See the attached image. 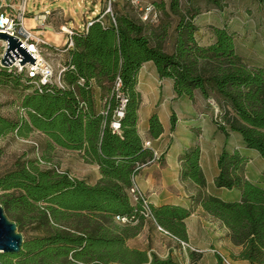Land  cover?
Masks as SVG:
<instances>
[{"label": "trees", "instance_id": "16d2710c", "mask_svg": "<svg viewBox=\"0 0 264 264\" xmlns=\"http://www.w3.org/2000/svg\"><path fill=\"white\" fill-rule=\"evenodd\" d=\"M204 1L221 10L229 0ZM249 1L264 5V0ZM197 2L150 4L158 13L154 24L142 22L140 13L137 18L116 10L114 24L95 22L87 31L78 32L66 56L64 82L69 88L65 90L47 87L42 94L30 95L21 76L0 69V88L22 89L19 104L25 112L18 121L0 115V139L10 134L28 139L35 131L46 138L43 159L16 161L11 170L0 175V206L9 220L18 232L25 225L40 232L35 238L24 237L19 255L0 254L2 264H178L172 258L161 259L126 246L137 231L130 224L146 220L141 215L142 204H132L129 191L138 168L154 160L137 127V79L146 63H153L160 80L173 82L177 97L193 99L198 91L206 100L213 99L221 112L213 118L215 126L224 134L240 135L246 147L264 161V65L245 62L227 26L212 27V41L201 45ZM171 29L175 41L169 52L166 44ZM118 79L127 100L119 133L110 127L117 107L113 90ZM97 99L103 105L99 112ZM175 123L173 116L171 128ZM148 129L151 139L163 134L158 115L151 116ZM58 149L77 152L87 163H97L102 179L91 186L68 171H60L52 164ZM199 154L195 148L182 155L181 173L183 179L205 187ZM45 162L52 164L49 169L42 167ZM247 163L237 152L219 155L214 184L226 190L239 189L241 201L207 197L203 208L224 223L233 245L242 249L234 259L264 264V188L246 179ZM150 210L162 231L187 241L186 209L150 205ZM117 217L133 222L123 227Z\"/></svg>", "mask_w": 264, "mask_h": 264}, {"label": "crops", "instance_id": "0c3cea01", "mask_svg": "<svg viewBox=\"0 0 264 264\" xmlns=\"http://www.w3.org/2000/svg\"><path fill=\"white\" fill-rule=\"evenodd\" d=\"M224 10L223 5L221 10L214 11L222 13ZM223 26H227L236 37L237 52L246 63L251 66L264 65V61L257 63L247 60L240 52L239 37L230 23L224 22L222 26H208L205 29L206 34H209L210 38L212 27L223 28ZM201 31L200 28L197 39ZM211 41L209 40L207 45ZM137 85L140 100L137 127L144 147L157 155L158 160L140 169L135 182L151 207L159 208L169 205L180 207L186 209L189 216L184 220L187 232L186 242L180 241L172 234L160 231L156 222L146 219L140 224H130V227L136 228L137 231L136 235L127 239L126 246L134 250L147 251L149 254L153 253L161 259L172 258L178 264H221L215 251L231 257L236 264H250L246 260L234 259L242 249L233 245L231 231L222 221L204 210L202 201L207 197H216L227 202L223 198V195L227 193H235V201H241L242 193L239 189L226 190L214 184L219 174L218 159L221 153L237 152L246 157L248 159L245 166L246 179L264 188L263 159L257 152L251 153L240 135L233 132L224 134L215 126L214 109L219 106L213 99L206 100L198 91L195 92L193 99L185 96L177 97L173 82L169 79L160 80L152 62L141 67ZM97 101L99 112L103 105L98 99ZM211 101L214 102V106ZM154 114L158 115L164 129L163 134L157 139L150 138L148 129L149 120ZM173 116L176 118V123L171 128ZM195 148H199L200 151V168L205 176V187L197 186L191 180L182 178L181 157L189 149ZM65 151L80 158L85 167L84 172L77 176H74V169H69L70 176L84 180L91 186L102 179L97 163H87L79 153ZM118 224L123 227L126 225Z\"/></svg>", "mask_w": 264, "mask_h": 264}, {"label": "rangeland", "instance_id": "374dc122", "mask_svg": "<svg viewBox=\"0 0 264 264\" xmlns=\"http://www.w3.org/2000/svg\"><path fill=\"white\" fill-rule=\"evenodd\" d=\"M162 1L140 0L142 6H148V4L160 3ZM108 6L109 0H30L28 11L29 13L35 14L44 13L45 11L60 13L59 17H56L55 21H53L52 26L49 27L51 29L46 30L43 36V39L47 43L60 48L67 44L66 37L55 34L54 30L58 31L60 24L66 23L70 28H79L89 18L92 10H96L99 15H103ZM196 7L199 9L197 24L202 30L199 33V42L201 45H207L209 40H212L205 31L208 26H222L224 22H227L233 26L234 31L239 37L238 44L240 52L247 60L257 63L264 61V5L258 6L249 0H229L224 4L225 10L222 13H217L204 0H198ZM116 10L127 11L137 18L139 16V11H136L134 7L130 6L126 0H114L111 5V12H115ZM110 18L111 16L108 14L104 20L109 22ZM26 27L36 30V25L32 18L27 19ZM173 29L170 30L169 41L166 44V49L169 52L174 47L175 39ZM22 93V89H14L7 86L0 88V115L2 117L18 121L20 116H25V112L21 108V104H19V96ZM45 141V136L37 131L33 132V135L28 139L18 138L15 134L1 138L0 175L11 170L16 161L43 159V145ZM250 151L254 153V151ZM52 164L56 165L63 172L74 169V176L83 173L85 168L80 158H77L73 154H68L65 150H59L54 153ZM51 165L45 162L42 167L49 169ZM234 194H224L223 198L227 202H236ZM19 233L28 239L40 235V232L34 231V226L32 225L23 226ZM228 258L232 260L231 257ZM14 263H16V260Z\"/></svg>", "mask_w": 264, "mask_h": 264}, {"label": "built area", "instance_id": "2783aa9c", "mask_svg": "<svg viewBox=\"0 0 264 264\" xmlns=\"http://www.w3.org/2000/svg\"><path fill=\"white\" fill-rule=\"evenodd\" d=\"M30 0H0V33H6L7 35L17 39L30 55L33 56L34 65L25 63L20 65L18 61L22 59L16 58L10 66L4 67L1 64V58L7 49L6 42L0 40V69L6 70L10 74L19 75L22 77V81L28 86L27 94L32 95V93L42 94L47 87L56 88L59 90H65L69 87L66 86L64 82V75L68 70L66 64V56L70 49L74 47L73 38L78 32L87 31L89 27L95 23L99 22L104 26L106 22L104 20L105 16L110 14L111 18L109 22L115 23L113 12H111V5L114 0H109V6L104 11L103 15H99L96 10H92L91 15L86 20V22L79 28H70L66 23L60 24L59 30L55 31L56 35H63L66 37V45L64 47H55L50 45L43 39L44 32L49 27L52 26L53 21L56 17H59L60 13H55L51 11H45L44 13H29L28 4ZM132 7H134L140 13V19L144 23L154 24L158 20V13L152 5L142 6L140 0H126ZM96 8V6H95ZM32 18L36 30L28 29L26 27L27 19ZM83 85V81H80ZM113 96L117 101V107L113 111L112 122L110 124L111 129L114 132H120V123L125 118V108L127 104L126 98L121 94V81L118 79L114 84ZM214 106V102L211 101ZM214 118L216 119L221 112L219 109H214ZM103 115H107L105 112ZM158 156L154 155V161L158 160ZM151 162V163H153ZM150 163V164H151ZM149 165V164H148ZM147 166V165H145ZM145 166H140L138 170L144 168ZM129 196L132 204L137 205L139 202L142 204L141 215L147 220H152L150 203H148L145 195L140 189H138L133 179L132 186L129 191ZM121 224L125 225L127 223L133 222V219L127 218H116ZM160 231L162 229L158 227ZM219 257L221 264H236L233 260L229 259L227 256L215 251ZM214 252V253H215Z\"/></svg>", "mask_w": 264, "mask_h": 264}, {"label": "water", "instance_id": "95a60500", "mask_svg": "<svg viewBox=\"0 0 264 264\" xmlns=\"http://www.w3.org/2000/svg\"><path fill=\"white\" fill-rule=\"evenodd\" d=\"M56 1V0H52ZM4 40L7 45V49L1 58V64L4 67L10 66L16 61V58L22 59L18 61L20 65L29 63L34 65L36 59L26 50V48L6 33H0V40ZM24 243V237L17 230V225L11 222L4 209L0 206V254L3 255H19L22 245ZM0 264H2L0 262Z\"/></svg>", "mask_w": 264, "mask_h": 264}]
</instances>
